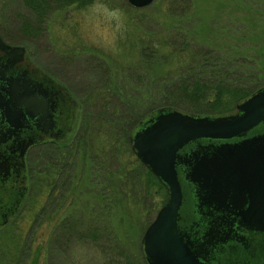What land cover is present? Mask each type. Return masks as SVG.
<instances>
[{"label":"rangeland","instance_id":"1","mask_svg":"<svg viewBox=\"0 0 264 264\" xmlns=\"http://www.w3.org/2000/svg\"><path fill=\"white\" fill-rule=\"evenodd\" d=\"M10 14L14 20L0 12V33L11 45L25 47L34 63L68 88L78 103L72 137L58 144L77 142L82 133L84 142L91 140V147L85 155L82 148L76 160L69 159L70 181L77 176L83 180L79 184L83 194L75 195L72 214L58 220L56 227L55 212L68 205L73 195L72 181L67 194L60 190L62 180L68 179L66 173L57 178L58 186L47 205V193L36 194L41 187L34 194L29 192L16 218L0 229V264H146L143 237L165 205L164 198L155 197L152 185L148 197L144 179V190L136 196L123 194L121 151L108 152L115 149V140L128 122L153 104L157 95L153 89H160V85L152 88L154 81L163 82L166 94L174 91L173 96L166 95L168 100L186 99L168 83L183 60L181 50L190 51L191 58L198 55L190 62H200L199 70L201 66L221 68L225 78L233 80L230 87L241 85L238 79L250 72L253 62H236L232 49L253 52V56V49L264 48V0H155L143 9H135L127 0H98L86 8L72 6L54 12L40 32L30 29L34 27L31 21H27L31 25L19 23L22 9ZM210 46L221 52L202 54ZM104 112L113 128L96 119ZM140 123L130 133L131 149ZM105 131H110L108 139L101 137ZM57 155L58 151L52 153L54 159L44 158L41 169L49 165L56 174L63 172L65 161ZM90 155L101 169L97 175L92 169L88 176L90 166L85 163ZM107 173L118 175V183L109 187ZM30 195L35 196L31 199ZM72 224L77 228L68 229Z\"/></svg>","mask_w":264,"mask_h":264},{"label":"water","instance_id":"2","mask_svg":"<svg viewBox=\"0 0 264 264\" xmlns=\"http://www.w3.org/2000/svg\"><path fill=\"white\" fill-rule=\"evenodd\" d=\"M143 9L155 0H127ZM7 57H28L22 46H10L0 35ZM12 79L3 117L16 135L24 124L53 129L50 107L30 83ZM70 130L75 108L72 95ZM23 145L22 167L28 149ZM132 149L164 184L167 202L147 229L142 250L146 264H264V87L238 103L228 114L195 115L163 108L134 132ZM26 176V174H25ZM23 197L0 209V229L19 212ZM195 216L194 219H191Z\"/></svg>","mask_w":264,"mask_h":264},{"label":"trees","instance_id":"3","mask_svg":"<svg viewBox=\"0 0 264 264\" xmlns=\"http://www.w3.org/2000/svg\"><path fill=\"white\" fill-rule=\"evenodd\" d=\"M98 0H0V12L2 16H8L10 19L14 20L13 15L10 14L11 11L15 9H22V15L19 23H23L26 21V23L33 24L34 27H31V30H36L37 32H40V27L43 26V24L49 20V17L56 11L68 9L72 6H78L79 8H86L92 4H94ZM31 21V22H27ZM31 25V24H30ZM38 25V26H35ZM1 34V33H0ZM5 41H9L8 38L1 34ZM10 42V41H9ZM12 43V42H11ZM18 44V43H17ZM216 48L215 46H210L207 49H204L202 51V54L207 55L209 53L213 52H221V49ZM206 50V51H205ZM235 51L236 54H234L235 61L239 60H248V62L251 63L253 67H250V72L245 74L242 79H238L241 82V85L230 87L229 84L233 80H227L225 78L223 69H210L206 70L204 69V66L200 68L201 65L200 62H193L190 60H194L198 57V55H195L191 58L193 54L189 51H180L179 53H182V58L177 68H175V73L171 74L170 80H173V82H168L170 85V88L174 90H178L180 92H183L186 97V99L183 100H168L166 98L167 94H170L173 96L174 91H169L166 94V91L168 88L163 87L161 81L157 79V81H154V87L160 85V89L157 90V87L153 90L157 91L156 99L153 101L152 105H148L150 108L144 111L143 114H137L136 118L133 121L128 122V124L125 127V130L123 133L120 134L119 139L115 140V149L108 152V154L113 153V155L116 152L121 151L122 158L120 159L121 162V170H119V179L121 180L122 186H123V194L128 195L129 197L136 196L139 192L144 190V181L148 183L147 189L145 192L147 193V196L149 197L150 188L151 185L156 188V194L155 197H161L164 200L162 201L163 205L167 201V189L164 186V184L148 169L146 168L141 160L136 156L135 152L132 151L130 146V133L135 128V126L141 121V123L138 125V127L135 129L137 130L141 124L149 118L152 114L157 112L160 109L167 108V109H174V110H180L183 112L195 114V115H209V116H216V115H223L231 113L235 110V107L238 103L241 101L247 99L252 94H254L257 90L264 87V48L260 49H253L254 55L252 56L253 52H242L237 49H232V51ZM231 51V50H229ZM231 51V52H232ZM253 57V61H251ZM251 58V59H250ZM190 74V75H189ZM188 75V76H187ZM152 84V85H153ZM156 84V85H155ZM168 85V84H164ZM175 87V88H173ZM105 89H100L98 91L102 92ZM106 92V91H105ZM161 95H159L160 93ZM112 93V92H111ZM106 97V96H105ZM102 98V96L100 97ZM99 98V99H100ZM104 98V97H103ZM162 107V108H161ZM149 113V114H148ZM108 113L104 112L96 117L98 121H100L101 125H107L108 127L113 128L110 124L107 122H110V120H107L109 117L107 116ZM146 115V116H145ZM107 116V117H106ZM96 120V121H97ZM115 122V121H114ZM113 123V122H112ZM117 123V122H115ZM124 123V122H123ZM120 124V123H118ZM115 127V125H114ZM94 130H99V126H94ZM134 130V131H135ZM110 131H105L101 134L102 138L108 139L110 136ZM93 131L90 133V137L92 136ZM109 133V134H108ZM89 137V138H90ZM86 139L84 142L83 134L80 133V136L78 137L77 142H72L70 144H49L44 145L39 148H37L32 154L30 159V180H31V188L30 192L32 194L36 193L38 190V187H41V190L39 191L42 195L47 193V202L46 205L49 203L50 197L53 193V189L55 186H58V177L64 176L65 173L68 176V179H64L65 181L61 182L60 187L62 192L68 193V187L67 185H74V189H71L70 191L73 193L71 195V200L68 205H63L59 208V211H56L55 215L53 217H57V220L55 221V225L58 228V220H64L66 217L72 214V210L75 206H73V203L75 201V195L78 193H82V188L79 187V184L81 185L80 176H77V178L72 177L70 181L69 172L71 171L72 166L69 163V159H75L76 156L79 154H82V148H84V155L86 154L87 150H89L90 141ZM83 144V145H82ZM59 152L60 160L62 157V160L65 161V166L63 167L64 171L62 170L54 172V168L51 166H44L42 169L40 167L41 162L45 161L44 158H52V153ZM38 154V155H37ZM85 163V167H89V175L91 176V170H95V173L97 175V172L100 169V167H97L98 161L93 157L88 156ZM76 160V159H75ZM91 165H90V162ZM93 165L96 168H93ZM69 169L68 172H66ZM92 170V171H93ZM46 172L47 174H43ZM72 173V172H70ZM56 174V175H55ZM94 175V173H93ZM118 176V175H117ZM116 174L110 173L108 175L107 173V179L106 182L109 187H112L114 184L118 183V178ZM65 177V176H64ZM144 179V181H143ZM106 185V188H109ZM126 189V191H125ZM74 190V191H73ZM107 190V189H106ZM71 193V194H72ZM35 195H30L34 198ZM79 196V194H78ZM80 198V197H79ZM104 199H107V196L104 194ZM69 200V199H66ZM72 205V206H71ZM38 218V216H37ZM54 220V219H53ZM52 221V220H51ZM36 224H38L36 222ZM60 230L62 225L59 226ZM77 226L72 224L71 226H68V229H76ZM56 231V230H55ZM53 234V232L51 233ZM50 234V235H51ZM93 237V235H92ZM94 241L95 238H94ZM57 250V249H56ZM52 253L54 256L55 251ZM22 254H24V251H20ZM20 252L18 254H20ZM21 254V255H22Z\"/></svg>","mask_w":264,"mask_h":264},{"label":"flooded vegetation","instance_id":"4","mask_svg":"<svg viewBox=\"0 0 264 264\" xmlns=\"http://www.w3.org/2000/svg\"><path fill=\"white\" fill-rule=\"evenodd\" d=\"M1 38L8 45L15 46L5 41L2 35ZM6 55L7 53L0 49V96L9 100L6 96V91L12 79H19L22 82L30 83L31 86L36 87L41 92L40 97H42L45 100L44 102L50 107L54 127L53 129H43L35 127L32 123H25L24 127L18 131L16 135H10L11 126L3 117L4 115L0 106V209H2V212L3 209L8 207L12 202L14 203V201L21 200L23 197V186L25 187V179L27 177L29 187L27 188V194L24 197L22 206L26 202L30 192V159L33 152L43 145L69 142L71 139L62 141L63 137L64 139L67 138L68 130H70L69 116L72 102L68 95L64 94V92L59 89V86L66 89L76 102L74 94L51 74L34 63L28 51V57H26V59L12 58ZM22 82L18 84L23 87ZM76 104L75 121L78 103ZM75 121L73 122V127L75 126ZM31 141L35 143L26 153V167L23 168L21 160L23 145ZM15 218L16 216L13 220ZM194 218L195 216L191 217V219Z\"/></svg>","mask_w":264,"mask_h":264}]
</instances>
